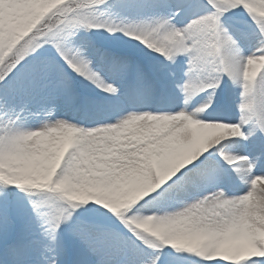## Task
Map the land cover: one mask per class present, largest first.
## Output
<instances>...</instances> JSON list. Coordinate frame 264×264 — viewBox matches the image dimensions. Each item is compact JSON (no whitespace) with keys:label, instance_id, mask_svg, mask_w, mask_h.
Here are the masks:
<instances>
[{"label":"snow or ice","instance_id":"snow-or-ice-1","mask_svg":"<svg viewBox=\"0 0 264 264\" xmlns=\"http://www.w3.org/2000/svg\"><path fill=\"white\" fill-rule=\"evenodd\" d=\"M0 264H264V0H0Z\"/></svg>","mask_w":264,"mask_h":264}]
</instances>
